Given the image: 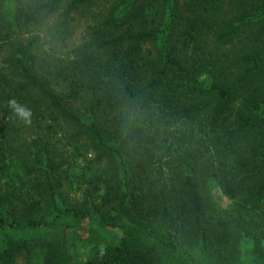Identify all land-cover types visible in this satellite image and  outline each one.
<instances>
[{"label": "trees", "instance_id": "1", "mask_svg": "<svg viewBox=\"0 0 264 264\" xmlns=\"http://www.w3.org/2000/svg\"><path fill=\"white\" fill-rule=\"evenodd\" d=\"M21 257L264 264V0H0V264Z\"/></svg>", "mask_w": 264, "mask_h": 264}, {"label": "rangeland", "instance_id": "2", "mask_svg": "<svg viewBox=\"0 0 264 264\" xmlns=\"http://www.w3.org/2000/svg\"><path fill=\"white\" fill-rule=\"evenodd\" d=\"M107 9L100 3L84 6L79 8L69 17V27L66 38L63 40H58L56 33V26H51L49 29H46L45 32L41 34V39L39 42L40 50L42 52H55L58 55L66 54L70 49L79 45L84 41L89 35L88 32L90 29L95 26L99 21L100 16L102 17L106 13ZM59 20V15L56 14L52 17V20ZM27 137V134L25 135ZM216 199L220 203L229 207L230 202L220 193V191L215 192ZM88 234L84 232H79L73 236V246L80 247L82 250L85 249V244ZM75 253V252H74ZM79 257L74 254V261L78 262ZM20 264H24V258L19 259Z\"/></svg>", "mask_w": 264, "mask_h": 264}, {"label": "clouds", "instance_id": "3", "mask_svg": "<svg viewBox=\"0 0 264 264\" xmlns=\"http://www.w3.org/2000/svg\"><path fill=\"white\" fill-rule=\"evenodd\" d=\"M9 106L13 109V111L20 117V119L25 124L31 123V116L32 113L29 109H26L25 107L21 106L16 100H10Z\"/></svg>", "mask_w": 264, "mask_h": 264}]
</instances>
